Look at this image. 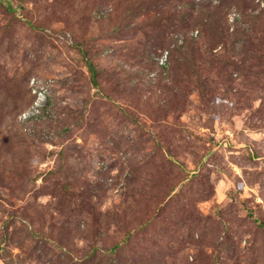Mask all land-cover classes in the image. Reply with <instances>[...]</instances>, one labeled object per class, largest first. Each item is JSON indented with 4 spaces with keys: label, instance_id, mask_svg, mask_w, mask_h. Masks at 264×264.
Wrapping results in <instances>:
<instances>
[{
    "label": "rangeland",
    "instance_id": "obj_1",
    "mask_svg": "<svg viewBox=\"0 0 264 264\" xmlns=\"http://www.w3.org/2000/svg\"><path fill=\"white\" fill-rule=\"evenodd\" d=\"M0 264H264V0H0Z\"/></svg>",
    "mask_w": 264,
    "mask_h": 264
},
{
    "label": "trees",
    "instance_id": "obj_2",
    "mask_svg": "<svg viewBox=\"0 0 264 264\" xmlns=\"http://www.w3.org/2000/svg\"><path fill=\"white\" fill-rule=\"evenodd\" d=\"M91 71H92V72H95V70H94V68H93V67L91 68Z\"/></svg>",
    "mask_w": 264,
    "mask_h": 264
}]
</instances>
